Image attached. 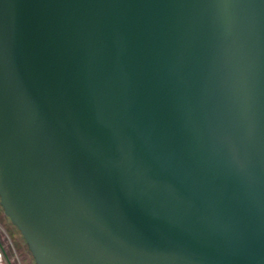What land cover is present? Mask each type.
Returning <instances> with one entry per match:
<instances>
[{
  "label": "water",
  "instance_id": "water-1",
  "mask_svg": "<svg viewBox=\"0 0 264 264\" xmlns=\"http://www.w3.org/2000/svg\"><path fill=\"white\" fill-rule=\"evenodd\" d=\"M0 206L36 264H264V0H0Z\"/></svg>",
  "mask_w": 264,
  "mask_h": 264
},
{
  "label": "rangeland",
  "instance_id": "rangeland-1",
  "mask_svg": "<svg viewBox=\"0 0 264 264\" xmlns=\"http://www.w3.org/2000/svg\"><path fill=\"white\" fill-rule=\"evenodd\" d=\"M2 251L6 252L7 258ZM0 252L3 264H36L35 260L17 228L4 214L0 206ZM9 261V262H8Z\"/></svg>",
  "mask_w": 264,
  "mask_h": 264
},
{
  "label": "flooded vegetation",
  "instance_id": "flooded-vegetation-1",
  "mask_svg": "<svg viewBox=\"0 0 264 264\" xmlns=\"http://www.w3.org/2000/svg\"><path fill=\"white\" fill-rule=\"evenodd\" d=\"M2 253H3V256H5V258H7V255H6V252L5 251H2ZM3 261V260H2ZM9 262V261H8ZM9 264H11L10 262H9Z\"/></svg>",
  "mask_w": 264,
  "mask_h": 264
},
{
  "label": "crops",
  "instance_id": "crops-1",
  "mask_svg": "<svg viewBox=\"0 0 264 264\" xmlns=\"http://www.w3.org/2000/svg\"><path fill=\"white\" fill-rule=\"evenodd\" d=\"M0 264H3L1 252H0Z\"/></svg>",
  "mask_w": 264,
  "mask_h": 264
}]
</instances>
